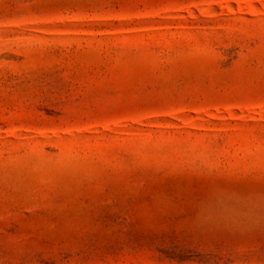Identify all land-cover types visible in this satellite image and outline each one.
I'll return each mask as SVG.
<instances>
[{"label":"rangeland","instance_id":"1","mask_svg":"<svg viewBox=\"0 0 264 264\" xmlns=\"http://www.w3.org/2000/svg\"><path fill=\"white\" fill-rule=\"evenodd\" d=\"M0 264H264V0H0Z\"/></svg>","mask_w":264,"mask_h":264}]
</instances>
